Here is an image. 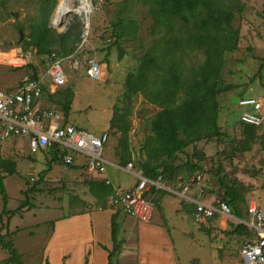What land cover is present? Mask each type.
Instances as JSON below:
<instances>
[{
    "label": "rangeland",
    "instance_id": "374dc122",
    "mask_svg": "<svg viewBox=\"0 0 264 264\" xmlns=\"http://www.w3.org/2000/svg\"><path fill=\"white\" fill-rule=\"evenodd\" d=\"M68 1L74 7L81 4L80 0ZM240 1L242 10L236 11L232 21L233 28L240 34L238 48L225 54L222 73L224 82L235 87L218 95V124L222 134L218 138L203 139L189 145L185 153H179L174 160L177 166H183L187 156L191 155L192 162H200L201 170L181 168V171H176L175 178L180 176V180H185L191 174L200 173V185L203 188L201 199L207 200L215 208L224 199L226 188L220 181L224 177V184L234 188L238 194L236 206L241 211V218L232 210L229 214L216 211L212 221L195 222L191 217L195 204L189 203L190 212L181 216L179 223L173 212L165 207L162 213L169 226L179 223L181 228L190 230L185 239L171 233L175 236L177 264H244L240 247L244 241L257 235L247 224L250 220L248 205L254 200L264 211V124L257 128L255 137L248 141L242 134L243 124L239 120L243 107L232 103L229 97L230 94L264 97V67L260 72L261 77L259 74V77L252 78L261 63L259 58H264V0ZM57 2L60 4L61 0ZM39 5L40 0H0V52L8 49L3 54L4 57L16 55L14 46L17 47V41L29 31V24L38 16ZM95 5L94 11L88 15L90 28L85 49L102 64L104 75L100 79H92L82 70L69 69V63L66 62L67 81L62 89L70 87L73 90L68 120L78 129L97 135L108 129L113 108L125 106L120 101L125 77L135 69L138 58L149 48L154 35L151 33L153 20L147 4L141 0H97ZM15 12L18 13V20L13 19L12 14ZM119 16L124 22L133 20L137 25L135 34L131 31L127 38L119 40L123 49L121 58L118 56L119 45L111 33L113 22ZM83 19L84 13L78 15L70 11L63 20V25L56 24L53 28L57 35H61L71 25H81ZM80 29L81 27L79 35L82 33ZM66 44V47H70L72 42L67 41ZM55 48L58 49V44ZM23 51L33 53L30 57L31 66L15 68L0 65V90L15 89L25 76L33 73V67L38 77L47 83L44 76L47 67L42 56H37L30 49ZM175 57H179L181 63L188 68L196 66L201 61L202 54L194 50L178 53ZM59 97L61 96L55 95L52 100L43 98V103L61 109ZM130 107L131 154L122 164L127 166L130 162L131 169L135 172L140 170L139 162L142 157L139 150L146 134L150 133V119L159 108L141 94L132 98ZM109 132L103 157L114 154L119 159V134L112 129ZM194 149L197 150L196 154H193ZM0 156L16 162L14 174H7L0 169L7 195V199L3 200L0 193V236L3 242L10 240L18 253L13 257L0 244V264H17V260L22 264H46L44 247L52 229V224L46 222L62 214L66 215L75 208L81 210L84 207L98 206L94 196L89 194L86 183L92 178L80 165L84 158L77 156L75 163L69 166L53 160L47 171L50 155H30L24 138L3 142L0 145ZM123 176L129 184L136 180L135 175L128 172L123 173ZM32 187L34 191H29V202L25 206L32 204L31 208L24 210L23 207L15 215L2 214L4 209L14 210L23 203L26 199L24 191ZM106 200L102 203L104 207H107ZM170 200L173 204L178 203L174 197ZM153 203L155 205L154 200ZM108 207L113 209L109 202ZM157 210V214L155 211L154 213L159 218L162 213L160 208ZM8 217L10 221L6 227ZM239 224L244 227H237Z\"/></svg>",
    "mask_w": 264,
    "mask_h": 264
},
{
    "label": "trees",
    "instance_id": "16d2710c",
    "mask_svg": "<svg viewBox=\"0 0 264 264\" xmlns=\"http://www.w3.org/2000/svg\"><path fill=\"white\" fill-rule=\"evenodd\" d=\"M141 1L147 4L153 20L151 33L154 38L149 48L138 58L135 69L126 75L124 92L120 98L125 106L113 108L107 131L112 129L119 134V159L121 163H124L131 154L129 115L131 114L132 98L141 94L148 102L157 106L159 109L150 119V133L146 134L140 146L139 153L142 160L139 162V166L141 175L152 180L161 176L165 180L167 179L168 183L172 178H175L176 171L181 168L188 167L193 171L202 168L199 161H191V155L187 156L188 159L183 166H177L175 160L179 153H185V149L189 145L203 139L218 138L222 134L218 124V95L235 87L231 83L224 82L222 73L225 54L238 48L240 34L237 29L233 28L232 21L236 11L242 10V4L240 0ZM56 3L57 0H40L38 16L32 19L29 31L17 41L18 45L23 49H30L37 56L42 57L52 53L57 57H64L74 52L81 42L79 28L82 29V23L81 25H71L65 33L57 35L56 30L49 26V19ZM19 25L21 29H24L22 24ZM131 31L134 34L137 31V25L133 20L124 22L119 16L113 22L111 33L115 38L114 41L119 45L118 56L120 58L123 55V49L120 47L119 40L127 38ZM67 41L72 42L70 47H66ZM57 44L58 49L55 48ZM194 50L202 54V59L196 66L186 68L180 58L175 57L178 53ZM259 59L261 63L252 78L259 77L261 69L264 67V58ZM43 61L45 62L44 59ZM28 65L31 66V64ZM27 77L39 78L34 67L33 73ZM62 88L50 93L46 87H43V98L52 100L55 95H60L58 102L61 103L62 108H57L55 105H48V107L61 110L67 115L70 110L73 90L70 87ZM260 126L243 124L242 134L250 141L255 137L257 128ZM49 153L52 155V159L48 161L47 171L53 160L58 161L59 159L56 149L50 150ZM196 153L197 150L194 149L193 154ZM0 169L7 174H14L16 162L3 159L0 156ZM220 181L226 188L222 201L229 206L230 211L232 210L238 218H241V211L236 206L239 200L236 190L224 184V177H221ZM86 183L89 192L96 198L97 205H102L112 192V187L105 183L104 179H89ZM29 191H34V187L24 191L26 199L16 209H4L2 214L15 215L28 205ZM153 192L154 189L145 194L152 195ZM0 193L3 200H6L7 195L1 174ZM152 199L154 200L153 195ZM31 207L32 204L27 209ZM119 213V211H115L111 215L113 248L109 251V264L112 255L120 247L117 221ZM9 221L8 217L6 227H8ZM207 221H212V219ZM237 227L242 228L244 225L239 224ZM1 237L2 247L15 257L18 253L12 242L10 240L3 242ZM17 264L22 263L17 260Z\"/></svg>",
    "mask_w": 264,
    "mask_h": 264
},
{
    "label": "built area",
    "instance_id": "2783aa9c",
    "mask_svg": "<svg viewBox=\"0 0 264 264\" xmlns=\"http://www.w3.org/2000/svg\"><path fill=\"white\" fill-rule=\"evenodd\" d=\"M87 10L84 11L82 20L81 42L72 54L57 57L54 53L44 55L46 72L44 82L41 78L25 76L13 90H0V145L7 140L24 138L30 155L46 154L50 150L58 151V160L63 165H73L77 156H82L84 161L81 166L92 176H100L105 173L107 162L103 157L105 144L110 135L107 130L99 134H92L74 126L61 110L49 108L43 103V87L54 93L62 88L67 81L66 62L69 69L82 70L92 79H100L103 67L99 61L86 52L85 42L90 28V15L96 8L97 0H87ZM16 55L13 57L3 56L8 49L0 52V65L18 68L22 65L31 64L33 53L24 52L21 46H14ZM10 50V49H9ZM30 52V53H29ZM102 68V69H101ZM238 105L242 106L239 120L242 124L260 126L264 123V97L262 96H239ZM131 169L129 162L126 166ZM105 183L110 184L108 179L103 178ZM202 176L200 173L189 175L182 180L181 193L188 190L189 186L196 185L198 193H203L200 185ZM166 181L161 176L155 180L144 176H138L136 184L130 189H112L107 200L109 205L123 214L130 216L138 222L147 223L153 218L155 205L152 195H146L151 187L156 189H168ZM195 204L193 219L195 222H206L213 218V213L229 214L230 208L224 201H219L215 208L211 203L199 198H189ZM250 220L247 222L257 232L255 238L244 241L240 247V254L244 264H264V211L255 202L251 201L247 208Z\"/></svg>",
    "mask_w": 264,
    "mask_h": 264
},
{
    "label": "crops",
    "instance_id": "0c3cea01",
    "mask_svg": "<svg viewBox=\"0 0 264 264\" xmlns=\"http://www.w3.org/2000/svg\"><path fill=\"white\" fill-rule=\"evenodd\" d=\"M103 75L104 71L102 77ZM232 95L234 94H230L229 97ZM105 160L109 166L106 167L105 173L100 176L90 175V177L95 180L108 179L112 189H130L136 184L138 176H143L140 170L133 172V169L123 165L114 154L106 157ZM125 172L135 175L136 180L129 184L123 176ZM165 181L167 190H158L154 186L150 190L154 189L152 195L155 202V213L158 208L162 213L164 208L168 207L180 223L181 216L190 212L188 204L193 202L188 199H201L202 194L198 193L196 185L189 186L187 191L181 193L183 181L180 180V176L172 178L168 183L167 179ZM171 197L176 198L178 203L173 204ZM93 198L96 201V198ZM203 201L207 202V200ZM106 202L107 207L98 205L96 208L84 207L81 210L75 208L66 215L62 214L46 222L52 224L44 247L47 264H109L108 255L113 248L111 215L119 210L108 207V200ZM27 207L23 209L26 210ZM155 213L151 221L147 223L138 222L122 212L119 213L117 221L120 247L112 255L110 264H177L175 236L185 239L190 230L185 227L181 228L179 223L169 226L163 213L159 218ZM191 217L193 219V211ZM172 232L175 236L171 235Z\"/></svg>",
    "mask_w": 264,
    "mask_h": 264
},
{
    "label": "bare ground",
    "instance_id": "6f19581e",
    "mask_svg": "<svg viewBox=\"0 0 264 264\" xmlns=\"http://www.w3.org/2000/svg\"><path fill=\"white\" fill-rule=\"evenodd\" d=\"M81 4L77 7H74L71 2H69L68 0H61V3H57L56 6V11H54L53 16L51 18V22L53 24H57V26H60V22L63 21L65 19V17L67 16V14L70 11H73L74 13L80 15L81 13H84V11L87 10V7L89 4V2L87 0H80ZM59 5V6H58Z\"/></svg>",
    "mask_w": 264,
    "mask_h": 264
},
{
    "label": "water",
    "instance_id": "95a60500",
    "mask_svg": "<svg viewBox=\"0 0 264 264\" xmlns=\"http://www.w3.org/2000/svg\"><path fill=\"white\" fill-rule=\"evenodd\" d=\"M57 3H58V2H57ZM57 3H56V5H55V8H54V10H53V12H52V14H51V16H50V19H49V26H51V27H56L55 24H53V23L51 22V18H52L53 13H54V11H55V9H56ZM12 16H13V19H14V20H18V19H19V16H18V13H17V12L13 13ZM60 25H61V26L63 25V21L60 22ZM238 98H239L238 96H236V95H232V96L230 97V100H231V102H233V103H237V102H238ZM211 219H213V218H211Z\"/></svg>",
    "mask_w": 264,
    "mask_h": 264
}]
</instances>
